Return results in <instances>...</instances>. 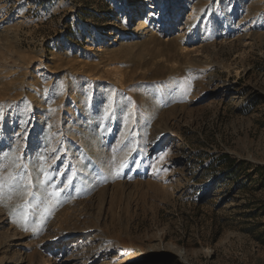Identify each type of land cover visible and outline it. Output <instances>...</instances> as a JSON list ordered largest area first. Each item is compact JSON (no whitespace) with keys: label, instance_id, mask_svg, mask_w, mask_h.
<instances>
[{"label":"rangeland","instance_id":"374dc122","mask_svg":"<svg viewBox=\"0 0 264 264\" xmlns=\"http://www.w3.org/2000/svg\"><path fill=\"white\" fill-rule=\"evenodd\" d=\"M120 1L0 0L16 33L0 31V178L26 165L35 193L0 202V264H264V0H174L168 39L197 35L184 51L136 0L138 36L97 46Z\"/></svg>","mask_w":264,"mask_h":264},{"label":"bare ground","instance_id":"6f19581e","mask_svg":"<svg viewBox=\"0 0 264 264\" xmlns=\"http://www.w3.org/2000/svg\"><path fill=\"white\" fill-rule=\"evenodd\" d=\"M160 1L161 0H150L149 1V7L147 8V13H146V15L148 16V18H149V20H151V22H152V27H153V30L155 29L156 30V32H159V34L161 35V36H164L165 38H167L166 40V46L167 47H169V48H172V47H176V46H178L180 49H182V51H184V50H188L189 49V46H185V41H186V44L187 43H194V39H195V37L197 36L196 34H190L191 33V29H190V27H186L185 29H186V31L184 32V34H182L181 36H178L176 39H168V38H170V36H172L173 35V29H168L167 27H166V23L168 22V21H173V20H176L178 17H179V13L177 14V10H180L182 7L180 6V4H181V2H179L178 3V5H177V8H176V10L175 11H173V13H171L170 12V7H171V5H172V3L174 2V0H163V8H161V7H158V6H156L157 4H160ZM178 1V0H177ZM122 2H124V0H121L120 1V3H119V6H121V5H123L124 4V6H125V4H126V2H124V3H122ZM128 5V9H127V14H126V20H127V22L125 23V25L122 27V28H116L117 30L116 31H118V32H116V33H114L113 31H110L109 32V34H108V36H105V37H101L100 39H99V41H98V43H97V46L99 45V46H102L103 44H105V43H110L111 41L113 42V43H116V42H118V41H121V39H119L120 38V36H119V31L120 30H122L123 29V33L126 35V38H131V37H136V36H138V33H139V31H140V29H141V27L143 26V24L142 23H140V17H141V11L143 10L142 9V7H140L139 6V4L136 2V0H131L130 2H129V4H127ZM2 10H0V12H1ZM155 11H157V12H155ZM1 15H2V13H1ZM23 15V14H22ZM21 15V16H22ZM192 15V13L190 14V16ZM3 16V15H2ZM19 18H23V17H19ZM6 20H8V17H3L2 18V20L0 21V31L1 30H3L2 31V33H4L5 35H6V37L7 36H15V30H12V29H5L4 28V26H5V24H8V21H6ZM19 20V19H18ZM134 20V21H133ZM133 21V23H132V25H130L131 23L130 22H132ZM20 23H22V21L21 20H19V21H17V24H20ZM173 25V24H172ZM188 26V25H187ZM152 30V31H153ZM155 32V33H156ZM152 35V37H155L157 40H158V37L154 34V33H152L151 34ZM3 36V35H2ZM251 39H252V36H249V34H247V35H244L243 36V42H245L246 43V45L247 44H249L250 42L249 41H251ZM251 44V43H250ZM194 46V45H193ZM220 46V45H219ZM207 47V46H206ZM3 48V47H2ZM1 47H0V50L2 49ZM199 48V47H198ZM198 48L197 49H195V51H197L198 50ZM201 48H205V47H201ZM207 49V48H206ZM203 50V49H202ZM3 51V50H2ZM198 52H200V49L198 50ZM117 69V68H116ZM112 70V69H111ZM113 71V70H112ZM111 71V72H112ZM11 72V71H10ZM123 72V71H122ZM9 73V72H8ZM114 73H115V71H114ZM118 74V72L116 73V75ZM120 74V73H119ZM123 75H120V76H118L117 75V79H118V82L121 84V86H123V79H121V77H122ZM207 77H208V82H214L215 81V77H214V75H212V74H208L207 75ZM1 89V88H0ZM2 90V89H1ZM0 93H1V91H0ZM172 112V113H171ZM170 113L171 114H173L174 113V111H171ZM161 118H163V117H161ZM160 122H161V124H160V127H162L163 129L166 127V125H168L169 124V121L167 120V119H162V121L160 120ZM161 128V129H162ZM169 132V134H166V132L164 133V134H161V132L160 131H158V132H153V134H152V139H156V141H155V143L153 142L152 143V150H154V151H156V150H158L160 147H163V145L164 144H166V142H167V138L168 137H170V136H173V135H175V131H172V129H170V131H168ZM26 137V136H25ZM23 138V137H22ZM75 155V154H74ZM72 156V155H71ZM72 158H74V157H72ZM50 163V162H49ZM102 195H104V194H102ZM101 194H100V203H103V199H102V196ZM85 204V203H84ZM81 205V204H80ZM86 208V207H85ZM88 209V208H87ZM77 210H79V209H77ZM1 213V212H0ZM72 213L71 214H69V213H66L64 216H63V218L61 219V221H60V223H64V224H66V222H68L69 221V219H70V222H71V225H72V230L67 234V235H69L70 233L72 234V235H76L77 234V232H80V231H77L78 229L77 228H79L75 223H72V217L73 216H75V215H72ZM78 215V214H77ZM79 217V216H78ZM1 218H3V217H1ZM76 219V218H75ZM59 222V221H58ZM69 222V223H70ZM1 223H2V225H5V226H8V231L11 229L10 227H9V223H8V221H7V219L6 218H4V219H1ZM11 224V223H10ZM60 225V224H59ZM4 226V227H5ZM68 226V225H67ZM2 227V226H1ZM52 227V226H51ZM68 228H70V227H68ZM56 230V228L54 229V227H52V228H50L49 229V233H48V236L49 237H47V238H43L44 240V242H48V243H50L51 242V239H53L54 238V236L55 235H57V234H55L54 232H56L55 231ZM9 232H11V230L9 231ZM11 233H13V237H14V234H16V233H14V232H11ZM57 233V232H56ZM10 234V233H9ZM11 236V235H10ZM17 236V235H16ZM15 236V237H16ZM46 236V235H45ZM13 237H11V238H13ZM9 240V239H8ZM91 240V239H90ZM3 247V246H2ZM139 250V249H138ZM150 258H152V256H150V254L148 253V252H144V251H142L141 250V252L140 253H138V254H134V251L132 250V252L130 251V253H123L122 254V258H121V261L118 263V264H145V262H146V260H148V259H150Z\"/></svg>","mask_w":264,"mask_h":264},{"label":"snow or ice","instance_id":"6c2138e0","mask_svg":"<svg viewBox=\"0 0 264 264\" xmlns=\"http://www.w3.org/2000/svg\"><path fill=\"white\" fill-rule=\"evenodd\" d=\"M124 166L125 165L123 163L119 165V168L117 169V175L119 174V170L122 169ZM15 167L23 168V170L16 173L9 172L7 177L0 178V202H3L5 197L11 199L12 195H17L22 198L35 196V193L31 191V189L33 188V183L30 178V174L26 175L27 166L16 164ZM40 171L44 173L47 177V173L45 172V169L43 167ZM71 183L72 177H69L68 185H71ZM52 195L54 197H58L60 195V192H53ZM31 207L32 205L28 199H24V202L22 204L17 205V208L22 209L19 214L25 222L28 219V210ZM25 230H27L26 227Z\"/></svg>","mask_w":264,"mask_h":264}]
</instances>
